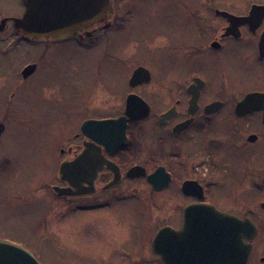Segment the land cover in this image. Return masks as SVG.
<instances>
[{
    "label": "flooded vegetation",
    "instance_id": "af4514ba",
    "mask_svg": "<svg viewBox=\"0 0 264 264\" xmlns=\"http://www.w3.org/2000/svg\"><path fill=\"white\" fill-rule=\"evenodd\" d=\"M208 1L206 10L212 18L205 15L203 3L197 4V8L189 5L181 40L169 41L159 33L151 45L178 55L174 72H166L161 79L155 70L138 64L132 66L121 97H112L116 94L112 91L111 96L95 99L96 103H91L90 95L75 99L82 118L75 132L55 149L53 165L57 184L49 187L62 204L57 216L68 218H60L58 223L108 216L117 226L121 224V216H125L119 209L121 206L136 207L147 199L150 220L146 228L150 224L156 227L148 243L141 240L140 250L133 254L123 248L136 241L135 229L128 233L121 228L123 237H113L111 241L98 236L97 239H106L111 254L107 257L89 254L91 260L105 261L111 257L109 264H199L203 262L206 236L203 231L206 222L200 215L209 213L205 208H214L249 220L255 226L253 240H243L251 245L248 264H264V151L259 149L264 147V109L255 102L240 107L246 97L264 94V0H229L224 5L220 0ZM22 15L0 17V40L5 42L13 31L19 43L50 47L73 42L78 48L91 49L105 35L122 32L133 11L123 7L120 0H112L107 20L83 28L72 38L41 41L17 34L13 19ZM29 65H36V70L24 78L22 71ZM139 67L149 71L150 81L130 87L132 74ZM38 69L37 62L28 63L19 71V78L30 79ZM205 72L213 74L214 81ZM130 95L138 98L136 114H148L140 120L126 117V140L121 146L106 147L97 142L93 128L86 135L82 132L85 122L125 117ZM94 109L103 113L96 115ZM252 117H258V128L252 129ZM2 119L0 143L6 130ZM250 146L256 147L254 152L249 151ZM87 147L96 152L95 158L106 160L110 167L104 165L95 176L91 165L84 164L87 168L82 167L84 170L76 171L77 176L72 178L77 184L75 188L61 179L60 169L63 164H74ZM10 164V160L0 161V172L9 170ZM55 187L77 194L59 195ZM144 215L141 210L136 217ZM207 222L212 229L213 223ZM162 229H165L164 262L153 248V241ZM81 234L87 240L93 230L90 227ZM206 237L211 239V234ZM37 241L38 237L31 243L0 237V242L18 246L43 264V241ZM49 243L73 251L67 242ZM113 254L119 257L117 261Z\"/></svg>",
    "mask_w": 264,
    "mask_h": 264
},
{
    "label": "rangeland",
    "instance_id": "374dc122",
    "mask_svg": "<svg viewBox=\"0 0 264 264\" xmlns=\"http://www.w3.org/2000/svg\"><path fill=\"white\" fill-rule=\"evenodd\" d=\"M228 1L220 0L223 5ZM207 2L210 1L120 0L123 7L133 11V16L129 17L122 32L105 35L106 38L99 39L91 49L78 48L73 42L50 47L19 43L13 31L5 42L0 40V119L3 118L6 125L0 143V161L11 162L9 170L5 168L0 172V237L26 243L38 237L43 241V264H109L111 257L96 261L88 256L111 254L112 248L107 247L106 239L97 237L105 236L109 241L113 237L121 239V228L128 233L135 229L136 241L123 248L128 253L138 252L141 240L148 243L156 227L150 224L149 229L146 228L150 220L147 199L136 207L121 206L119 209L125 216H121V224L117 226L108 216L58 223L68 218L57 216L56 211L62 204L49 190L51 185L57 184L53 165L55 149L75 132L82 118L75 101L77 97L90 95L91 103L111 96L112 91L116 93H112V97H121L132 66L138 64L155 70L161 79L166 72H174L178 55L151 45L159 33L169 41L179 42L183 37V22L188 17L186 7L197 8V4L203 3L204 13L209 17ZM24 10L22 0H0V17L20 16ZM129 52L130 57L126 55ZM36 62L39 64L36 74L27 80L19 78V71L26 64ZM205 73L214 81L213 74ZM92 112L97 115L103 110ZM251 127H259L258 117H252ZM255 148L250 146L249 151L254 152ZM259 149L264 151V147ZM141 210L145 215L136 217ZM90 227L93 234L86 240L81 232ZM49 242L53 245L67 242L74 252L52 247ZM112 258L117 261L119 257L113 254Z\"/></svg>",
    "mask_w": 264,
    "mask_h": 264
},
{
    "label": "water",
    "instance_id": "95a60500",
    "mask_svg": "<svg viewBox=\"0 0 264 264\" xmlns=\"http://www.w3.org/2000/svg\"><path fill=\"white\" fill-rule=\"evenodd\" d=\"M25 8L19 18L13 19L14 29L31 40H62L76 36L77 32L95 23L107 20L112 6V0H22ZM228 16V15H227ZM5 23V20L2 21ZM3 26V25H2ZM36 70V65H29L22 71L24 78L29 77ZM150 81L149 71L143 67L137 68L129 81L130 87H135ZM138 99L135 95L128 96L125 117L115 121L85 122L82 125V132L86 135L88 129L93 128L96 132L95 140L102 145L115 148L121 146L125 139L126 117L132 120H140L144 115L136 114L135 108ZM255 102L264 109V94L250 95L245 98L240 107H245ZM145 105V104H144ZM121 126L120 128H117ZM117 129L119 132H117ZM3 127L0 126V137ZM94 139V138H93ZM125 139V140H124ZM123 144V143H122ZM96 152L85 149L83 154L74 164H63L60 169L61 179L68 182L72 187H77L72 178L76 177V171L87 168L84 164H90L91 170L95 173L101 170L108 162L104 159L95 158ZM83 167V168H82ZM110 167V166H109ZM132 171V170H131ZM73 173L75 176H73ZM59 195H75L70 189L54 188ZM209 211L204 218V234L210 233L211 239L204 236L203 262L199 264H248L250 244H245L244 239L252 241L256 235V228L249 220H241L216 211L214 208H205ZM213 223L209 229L207 221ZM209 244V246L207 245ZM154 252L162 261L165 259V229L156 235L153 241ZM0 264H39L29 253L18 246L0 242Z\"/></svg>",
    "mask_w": 264,
    "mask_h": 264
}]
</instances>
